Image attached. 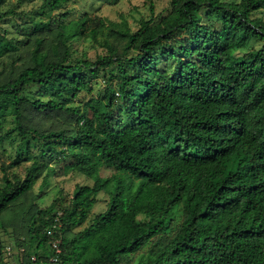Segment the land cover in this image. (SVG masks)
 Returning <instances> with one entry per match:
<instances>
[{
	"label": "trees",
	"instance_id": "obj_1",
	"mask_svg": "<svg viewBox=\"0 0 264 264\" xmlns=\"http://www.w3.org/2000/svg\"><path fill=\"white\" fill-rule=\"evenodd\" d=\"M70 1L44 0L42 8ZM6 3L0 0V19L12 12L2 10ZM263 9L264 0H172L159 21L118 30L126 37L123 50L107 43V53L94 61L71 59L65 44L81 32L85 17L63 25L61 59L49 58L36 36L33 63L0 83V120L12 114L25 142L40 146L23 179L3 174L0 219L54 169L49 161L55 157L68 159L67 170L93 184L77 185L68 205L57 207L55 198L31 215L37 252L22 264H52L51 230L62 239L61 264H121L171 227L184 197L174 234L135 264H264V20L254 15ZM50 26L36 21L34 29ZM253 41L261 46L241 54ZM17 49L0 34V57ZM160 56L172 59L173 69L159 67ZM100 72L107 82L101 98L92 96ZM30 84L48 98L22 97ZM75 101L85 109L71 106ZM24 106L40 114L73 112L77 128L24 127ZM104 166L114 174L103 176ZM101 191L109 197L105 211L71 234ZM140 214L148 218L139 220ZM3 248L0 239L1 261Z\"/></svg>",
	"mask_w": 264,
	"mask_h": 264
},
{
	"label": "rangeland",
	"instance_id": "obj_2",
	"mask_svg": "<svg viewBox=\"0 0 264 264\" xmlns=\"http://www.w3.org/2000/svg\"><path fill=\"white\" fill-rule=\"evenodd\" d=\"M43 1L7 0L6 5L2 8L3 11L11 10L12 12L0 19V34L12 39L18 49L0 57V83L17 76L23 67L33 63L32 51L36 45V36L42 38L41 50L48 53L49 58L61 59L64 55V43L60 42L63 38L61 33L65 31L63 25L85 17L87 20L81 27V32L73 38L65 39V44L69 47L71 59L85 58L94 61L98 55L107 53V43L119 51L123 50L126 37L119 34L118 30L120 32L129 28L131 31H135L140 27L142 19L154 18L155 21H159L171 11L172 2V0H72L63 7L53 10L42 8ZM254 15L260 16L264 20V9L255 12ZM36 21H49L51 26L43 30H35ZM94 30L96 35L93 33ZM260 46L259 42H250L247 47L241 49L240 53L246 55L249 50ZM159 67L171 70L174 67V61L166 56H160ZM93 85L92 96L101 98L107 85L103 72L93 78ZM21 96L31 100L48 98L43 95L40 86L33 84L28 85L21 92ZM86 96L83 95L81 99L85 100ZM83 103V101H75L71 106L83 110L85 109ZM23 115L24 127L25 125L36 126L41 131L62 128L74 131L78 125V116L68 111L40 114L24 106ZM119 115H121L119 107H116L114 111L115 124L119 121ZM125 121L129 123L130 119L126 117ZM15 123L12 114H6L0 120V187L4 183L3 174L5 172L15 181L23 179L27 167L33 163V157L30 155H39L37 147L39 145L36 146L34 141L25 142L16 129ZM118 126L116 125V127ZM27 147L31 148L29 153L26 151ZM67 161L66 158L59 160L57 157L49 161L54 169L52 171L45 170L31 192L3 210L0 219V239L4 248L0 264H22L29 254L35 255L37 243L31 238L28 222L38 208L51 204L55 198H58L57 207H64L70 203L72 193L77 185L93 184L92 178L88 175L77 171H68ZM114 172L113 168L107 166L101 169L103 176H110ZM108 199V193L101 191L88 219L77 225L71 234L87 227L98 213L105 211ZM186 206L187 197H184L170 221L171 227L164 234L147 242L140 250L128 256L125 255L121 264H135L146 259L149 254H153L152 250H156L159 246L162 247L178 228L184 217ZM147 218L143 214L138 216L139 220ZM46 250L51 253L52 243L50 241L47 243Z\"/></svg>",
	"mask_w": 264,
	"mask_h": 264
},
{
	"label": "built area",
	"instance_id": "obj_3",
	"mask_svg": "<svg viewBox=\"0 0 264 264\" xmlns=\"http://www.w3.org/2000/svg\"><path fill=\"white\" fill-rule=\"evenodd\" d=\"M59 214H60V212H59ZM56 221H58V218H56ZM60 225H61V223H58L55 226L59 227ZM56 231L57 230H54V231L51 230V233L53 235L52 239H51V243H52L53 250L55 251V255L52 257L51 261H52V264H61L59 262V256L62 253V245H61L62 239H61L59 232H56ZM33 259H34V257H33Z\"/></svg>",
	"mask_w": 264,
	"mask_h": 264
}]
</instances>
